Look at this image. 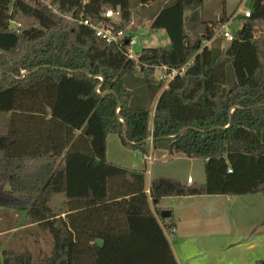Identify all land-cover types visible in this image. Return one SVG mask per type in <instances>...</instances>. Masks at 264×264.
<instances>
[{
  "label": "trees",
  "instance_id": "16d2710c",
  "mask_svg": "<svg viewBox=\"0 0 264 264\" xmlns=\"http://www.w3.org/2000/svg\"><path fill=\"white\" fill-rule=\"evenodd\" d=\"M202 3L0 0V112L9 114L0 207L49 231L45 264H178L167 238L175 222L160 219L161 198L264 195V36L256 34L264 0L237 18L231 41L216 34L228 16L202 20ZM108 9L119 18H103ZM133 19L164 30L169 45L131 57L124 40L96 35V27L134 35ZM184 65L169 80L156 74ZM108 134L141 154L150 146L203 159L209 174L228 158L235 175L215 174L213 187L167 176L146 187L145 168L107 160ZM56 194L63 202L54 211ZM1 256L0 264H30L27 251Z\"/></svg>",
  "mask_w": 264,
  "mask_h": 264
},
{
  "label": "rangeland",
  "instance_id": "374dc122",
  "mask_svg": "<svg viewBox=\"0 0 264 264\" xmlns=\"http://www.w3.org/2000/svg\"><path fill=\"white\" fill-rule=\"evenodd\" d=\"M131 1L134 2L135 0ZM252 1L203 0L200 17L204 21L214 22L216 19H221V15L224 14L228 18L224 25L217 30L216 34H219L223 26H227L232 33L240 26L237 18L243 16L244 11L251 10ZM128 30L133 31L136 36V43L131 46V57H134L135 54L145 47L169 45L165 31L150 30L145 19L141 23L133 19ZM256 31L257 35L264 36V24H258ZM226 44L227 42L223 41V45ZM156 74L159 76L160 71L157 70ZM8 117V113L0 112V133L6 131ZM149 130H151V125ZM108 136L107 160L125 168L130 167L141 170L145 167L146 181L147 179L151 180L167 176L177 178L181 182L186 183V179L190 177L195 184L207 182L209 187H213L215 182L213 179L218 178L215 174L220 177H232L235 175L231 161L228 158L224 161L227 165L220 169H214L215 173L213 174L207 172L205 160L170 154L165 150L159 151L148 148L146 154L151 155L152 162L144 163L143 154L137 150L125 147L119 136L114 134H108ZM227 169L231 170V173H227ZM189 197L191 196H166L161 198L156 204L162 211L173 209V220L177 226V234L179 233L180 237H185L188 240V244H190L187 247L188 249L181 250L179 260L182 264L190 261L191 255H194L192 260L197 262L196 264H254L253 259L257 257L264 259V243L260 242V232L264 231V195L262 193L256 194L254 197L250 195L239 198L251 200L240 205L225 196H212L210 198L218 202L213 207L207 206L199 198H194L197 199L193 202L194 207H190V204L193 203L189 202ZM62 202V194H56L50 202V206L55 211L59 209ZM20 214L0 207V261L3 251L14 253L27 251L30 256V264H45L53 250L52 236L47 229H44L39 224L31 223L25 217H22L23 219L19 221L21 218ZM169 218L163 220H168ZM174 234L167 233L170 241H174ZM249 234L252 235L253 240L259 238L257 239L256 248H246L247 244L244 236H250ZM240 237L243 239L242 245L236 243V239L239 240ZM208 242H213L215 245V253L207 251L206 246L213 248ZM175 250L178 251L177 246H175Z\"/></svg>",
  "mask_w": 264,
  "mask_h": 264
},
{
  "label": "crops",
  "instance_id": "0c3cea01",
  "mask_svg": "<svg viewBox=\"0 0 264 264\" xmlns=\"http://www.w3.org/2000/svg\"><path fill=\"white\" fill-rule=\"evenodd\" d=\"M108 138H109V136H108ZM108 138H107V143H108ZM149 149H151V147L149 146ZM151 156V155H150ZM152 158V157H151ZM151 162H152V160H151ZM145 168V167H144ZM149 181L150 180H148L147 179V181H146V187H148V183H149ZM192 183H194V181L192 182ZM256 194H259V192L258 193H256ZM256 194L254 193V194H244V195H238V196H235V195H226V194H219V195H221V196H225V197H228V198H230V200H232L233 202H237V203H239V205L241 204V203H247V202H250L251 200H249V199H239V198H243V197H248V196H250V195H253V197L254 196H256ZM219 195H212L213 197H219ZM211 195H204V196H191V197H189V202L190 203H193V202H195L197 199H194V198H199V200H202V201H204L206 204H207V206L209 205L210 207H213V206H216L217 204H218V202H217V200H212L210 197H212ZM204 197H207V198H204ZM236 198H238V199H236ZM237 200V201H236ZM148 202H149V207L152 209V211L155 213V208H154V204H153V202H152V200H151V198H148ZM231 202V201H230ZM191 206L190 207H194V203L193 204H190ZM170 211H171V215L173 216V209H170ZM193 211H197V210H193ZM19 214L21 213V212H18ZM22 214V215H21ZM20 214V220L19 221H21V219H23L24 218V216H23V213H21ZM23 217V218H22ZM161 219V218H160ZM163 220V219H162ZM165 221H168V220H165ZM175 226H176V224H175ZM174 238L175 239H173L174 241H170L169 239H168V241H169V244H171V248H172V251H173V254H174V257H175V260H176V262L178 263V264H182L181 262H180V260H179V258H180V254H181V250L182 249H188L187 247H189V245L190 244H188V240L185 238V237H180V235H179V233L177 234V226L175 227V231H174ZM250 235V234H249ZM252 235H250V236H244V238L246 239H244L245 240V243L247 244L246 245V248H249V249H253V248H256V246H257V244H258V242H257V239H259V238H257V239H255V240H253L252 239V237H251ZM202 237H204L203 235H202ZM168 238V237H167ZM242 240L243 239H241V237H240V239L239 240H237L236 239V243H238V245H239V243H240V245H242L243 243H241L242 242ZM263 240H264V231H261L260 232V242H262V243H264L263 242ZM208 244L212 247L213 246V248H208L207 246H206V248H207V251L208 252H213V253H215V251H216V248H215V245L213 244V242H208ZM204 245V244H203ZM175 246H177L178 247V251H176L175 250ZM53 249H54V247H53ZM245 250H247V249H245ZM53 251V250H52ZM194 257V255H191L190 256V258L189 259H191L190 261H188L187 263H185V264H196L197 262H194V260H192V258ZM186 259H188V258H186ZM258 259H263V258H255V259H253V262H254V264H255V262H256V260H258ZM33 263V262H32Z\"/></svg>",
  "mask_w": 264,
  "mask_h": 264
},
{
  "label": "built area",
  "instance_id": "2783aa9c",
  "mask_svg": "<svg viewBox=\"0 0 264 264\" xmlns=\"http://www.w3.org/2000/svg\"><path fill=\"white\" fill-rule=\"evenodd\" d=\"M250 13H251L250 11H244L243 17H245V18L249 17ZM102 16H103V18L117 20L120 16V12L118 10L115 11L112 9H108L105 11V13ZM83 24L87 25L89 23H88V21L85 20V21H83ZM95 31H96L97 36L101 37L102 39L105 40V42H108V43L117 44L121 40H124V41L127 40V43L129 45V48H128L129 55H130V51H131V46L135 45V43H136V36L135 35H131V36L126 37L125 33H123V31H114L111 27H96ZM220 34L223 36V38L226 41L232 40V34L228 30L227 26H223L221 28ZM185 67H186V65L179 67V69H170V73L167 74L165 71H163V70H166L167 68L165 66H162L159 69V71H160L159 79L165 78L166 80H169L176 75H180L185 71ZM148 139L151 141L152 135H150L148 137ZM142 159H143L144 163H147V162L151 163V160H152L151 156L146 154V153L142 155ZM192 182H193V180L190 177H188L186 179L187 184H191Z\"/></svg>",
  "mask_w": 264,
  "mask_h": 264
},
{
  "label": "water",
  "instance_id": "95a60500",
  "mask_svg": "<svg viewBox=\"0 0 264 264\" xmlns=\"http://www.w3.org/2000/svg\"><path fill=\"white\" fill-rule=\"evenodd\" d=\"M124 43L126 44L127 40H125ZM170 216H171V211L170 210H165V211H161L160 212V218L161 219L169 218Z\"/></svg>",
  "mask_w": 264,
  "mask_h": 264
}]
</instances>
